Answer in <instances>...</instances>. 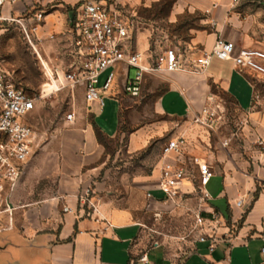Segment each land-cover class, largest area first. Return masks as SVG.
Returning a JSON list of instances; mask_svg holds the SVG:
<instances>
[{"label":"crops","instance_id":"0c3cea01","mask_svg":"<svg viewBox=\"0 0 264 264\" xmlns=\"http://www.w3.org/2000/svg\"><path fill=\"white\" fill-rule=\"evenodd\" d=\"M65 1L67 8L79 4L78 0ZM67 8L53 9L36 29L42 40V54L50 62L54 56L46 43L62 47L70 26V9ZM185 16L191 20L182 22ZM176 23H179L176 28L187 30L188 35L177 38L171 46L185 49L192 59L211 51L217 38L233 42L235 54L241 47L264 49V0H171L166 24ZM137 48L141 53L145 50L144 39L138 40ZM116 72L115 84L102 93L103 107L97 102L86 103L82 87L74 89L79 92L78 97H74L76 121L66 135H57L59 149L47 144L41 150L43 137L38 134L39 147L27 160L19 181L6 191V202L11 209L0 215V233L10 231V234L2 237L0 264H260L264 261L261 253L264 235L251 233L264 227V188L254 196V182L240 172L231 173L222 161L210 165L213 176L203 189L207 192L205 186L211 179L215 180V187L207 193L219 208L210 204V209L218 215L219 223L226 224L216 228V235L197 240L182 259L172 257L161 244L140 249L142 225L133 211L116 206L111 199L87 195L94 176L102 170L98 164L105 154L102 139L119 137L120 110L128 95L121 91L125 66L118 65ZM165 73L170 75L166 89L158 98L157 109L174 121H180L167 140L186 135L190 157L195 153L190 145L194 135L188 126L193 111L204 104L209 92L207 80L219 84L238 107L250 114V120L260 126L264 134V116L253 109L252 78H257L253 72L236 68L231 60L213 58L202 74H189L185 70ZM103 78L104 74L100 82ZM148 130L155 133L153 128L142 127L127 134L128 152L146 147L151 136ZM162 160L159 159L151 175L144 180L153 201L162 197L157 189ZM54 164L55 171L51 168ZM49 173L58 180L56 195H41L46 198L31 200L19 198L22 189L28 191L34 174ZM63 207L69 210L63 211Z\"/></svg>","mask_w":264,"mask_h":264},{"label":"rangeland","instance_id":"374dc122","mask_svg":"<svg viewBox=\"0 0 264 264\" xmlns=\"http://www.w3.org/2000/svg\"><path fill=\"white\" fill-rule=\"evenodd\" d=\"M82 1L84 0L77 2ZM99 1L101 3L107 1L127 21L137 50L138 40L144 39L146 48L142 53L145 56L159 51L163 46H171L177 38L188 35L187 30L176 28L179 23L166 24V13L171 0L151 2L142 0L136 3L125 0ZM59 7L67 8V2L19 0L13 5L6 4L0 12V75L31 95H38L41 88L47 92L46 84H49V81L34 48L26 39L24 26L38 28L41 22L34 19L35 14L42 12L45 16ZM64 8L61 10H66ZM190 20L191 17L188 16L181 19L182 22ZM41 41L37 34L32 35L35 48L49 63V68L57 70L62 77L60 68L65 63L62 47L52 46L49 41L46 43V47L54 56V60L50 62L42 54ZM61 44L65 43L62 41ZM184 70L192 74L191 66H187ZM46 74L48 75L47 72ZM129 75L130 78L134 77V69H130ZM169 75L165 72L148 74L144 78L141 94L138 97L127 96V101L120 110L119 137L102 139L105 154L98 161L102 170L94 176L87 195L111 199L116 206L133 211L135 218L142 225L140 249L161 244L172 257L182 259L193 249L200 235L205 237L209 234L216 235V228L226 224L224 221L219 223L218 215L210 209V204L219 208L217 203L211 200L209 202L204 196L198 176V163L205 162L212 165L215 161H222L224 165L229 166L231 173L240 172L254 182L255 196L264 188V134L260 132V126L250 120V114L238 107L234 99L219 84L207 80L209 92L204 104L193 113L194 115L201 113L203 106L207 104H215L217 107L213 108L214 114L209 116L205 124L196 123L192 117L190 118L188 127H191L194 135L193 139H190V145L195 153L193 152L194 156L188 163L189 181L174 199L153 201L148 196L144 180L151 175L160 159L163 146L180 123L161 114L157 109L158 98L166 89ZM252 83L253 109L264 116V82L254 77ZM58 89L59 86L49 92L51 94L48 93L49 95L38 99L35 109L28 117V122L34 130L43 137L41 150L47 144L58 148L60 145L56 142L57 135H66L69 127L74 126L76 121L74 97L77 98L79 92L73 93L68 87ZM202 97L199 99L203 100ZM69 113L74 114L72 122L67 120ZM202 118L204 119L205 116L202 115ZM142 127L153 128L155 133L148 130L151 136L144 149L128 152L127 134ZM51 168L55 171V164L51 165ZM57 183L56 176H51V173L42 176L34 174L28 185V191L22 189L19 198L31 200L53 197L58 191ZM215 185V180L211 179L205 186L209 194ZM255 232L264 235V227L251 231L252 234ZM8 234L10 231L0 233L1 244H3L2 237Z\"/></svg>","mask_w":264,"mask_h":264},{"label":"built area","instance_id":"2783aa9c","mask_svg":"<svg viewBox=\"0 0 264 264\" xmlns=\"http://www.w3.org/2000/svg\"><path fill=\"white\" fill-rule=\"evenodd\" d=\"M17 1L0 0V12L6 4L13 5ZM34 17L40 23L44 15L38 12ZM69 24L67 37L63 41L65 44L62 45L65 57V63L60 68L62 77L55 69H51V76L59 82V89L68 87L74 91L82 87L86 103L97 102L100 107L104 106L102 93L109 91L115 84L118 65L125 66L121 91L129 97L141 94L144 78L148 74L184 70L187 66H191L192 72L202 74L213 58L231 60L236 68L249 70L264 81V49L241 47L235 54V44L222 38L216 39L211 51H204L194 59L187 58L185 49L174 46H163L159 51L145 56L134 47L127 21L107 1L101 3L99 0H84L72 6ZM36 29V26H24V33L40 60L32 42ZM131 68L135 71L133 78L129 75ZM102 74L104 78L100 82ZM45 75L50 81V76L46 72ZM49 94L41 88L38 95H31L0 75V215L10 211L6 191L19 181L27 160L40 145L39 136L28 122V117L38 99ZM216 107L215 104L203 106L201 113L194 115L193 121L205 124ZM67 120L72 122L74 114L69 113ZM187 146L188 139L182 134L169 139L162 148L160 158L163 160L157 179L161 199H174L189 181L188 163L191 157ZM198 176L204 196L210 200V195L203 187L213 176L211 166L205 162L198 163ZM148 196L151 193L148 192ZM68 210L69 207H63V211ZM206 238L200 235L197 240L204 241ZM261 253L264 254V246L261 247ZM260 264H264V261Z\"/></svg>","mask_w":264,"mask_h":264},{"label":"bare ground","instance_id":"6f19581e","mask_svg":"<svg viewBox=\"0 0 264 264\" xmlns=\"http://www.w3.org/2000/svg\"><path fill=\"white\" fill-rule=\"evenodd\" d=\"M37 50V49H36ZM37 52H38V50H37ZM38 54H39V57H40V62H41V64H42V66H43V68H44V70H45V72H47L48 73V76H50V81H49V84H46V86H47V93H49V92H51V91H53L54 89H57L58 88V86H59V82L57 81V80H55L54 79V77H52L51 76V68H47V66L45 65V63H44V59L41 57V55H40V53L38 52ZM49 64V63H48ZM45 97V96H44Z\"/></svg>","mask_w":264,"mask_h":264},{"label":"trees","instance_id":"16d2710c","mask_svg":"<svg viewBox=\"0 0 264 264\" xmlns=\"http://www.w3.org/2000/svg\"><path fill=\"white\" fill-rule=\"evenodd\" d=\"M166 4H168V3L166 2ZM262 82H264V81H262Z\"/></svg>","mask_w":264,"mask_h":264}]
</instances>
